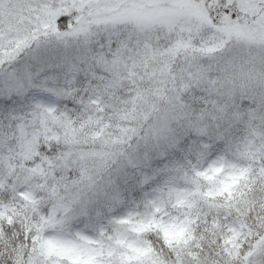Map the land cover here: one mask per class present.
Masks as SVG:
<instances>
[{
	"label": "snow or ice",
	"instance_id": "obj_1",
	"mask_svg": "<svg viewBox=\"0 0 264 264\" xmlns=\"http://www.w3.org/2000/svg\"><path fill=\"white\" fill-rule=\"evenodd\" d=\"M0 264H264V0H0Z\"/></svg>",
	"mask_w": 264,
	"mask_h": 264
}]
</instances>
